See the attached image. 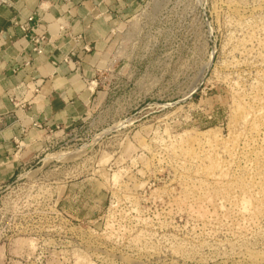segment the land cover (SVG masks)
<instances>
[{
	"label": "rangeland",
	"instance_id": "obj_1",
	"mask_svg": "<svg viewBox=\"0 0 264 264\" xmlns=\"http://www.w3.org/2000/svg\"><path fill=\"white\" fill-rule=\"evenodd\" d=\"M111 43L1 199L22 264H264V0H140Z\"/></svg>",
	"mask_w": 264,
	"mask_h": 264
},
{
	"label": "crops",
	"instance_id": "obj_2",
	"mask_svg": "<svg viewBox=\"0 0 264 264\" xmlns=\"http://www.w3.org/2000/svg\"><path fill=\"white\" fill-rule=\"evenodd\" d=\"M139 1L6 0L0 7V197L44 168L48 151L94 102L114 32ZM35 38H43L38 55ZM25 230L0 239V264L24 262L27 246L15 248V237Z\"/></svg>",
	"mask_w": 264,
	"mask_h": 264
},
{
	"label": "built area",
	"instance_id": "obj_3",
	"mask_svg": "<svg viewBox=\"0 0 264 264\" xmlns=\"http://www.w3.org/2000/svg\"><path fill=\"white\" fill-rule=\"evenodd\" d=\"M5 5H6V0H0V7H3ZM32 21H33L32 18L27 19L28 23H31ZM22 30H25V29H22ZM42 43H43V38H35L32 40V45H31L32 54L38 55L41 53ZM13 72H16V70H13ZM9 187L7 188V190L9 189ZM7 190H6V192H7ZM6 192H5V194H6ZM4 195H2V197H0V239L4 238L6 236V231H8V229L12 233H19L21 230H25V229H26L25 232H29L30 231V225L28 228H17V226L15 225L16 220L26 219L29 221L31 219L29 214H20V215L6 214L4 212L3 201H1V199L3 198ZM24 235H26V233Z\"/></svg>",
	"mask_w": 264,
	"mask_h": 264
}]
</instances>
